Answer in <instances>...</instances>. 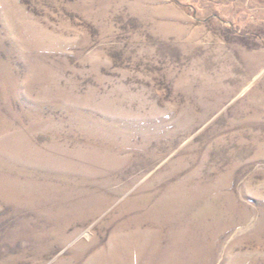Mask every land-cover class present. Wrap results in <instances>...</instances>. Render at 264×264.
<instances>
[{"label":"rangeland","instance_id":"obj_1","mask_svg":"<svg viewBox=\"0 0 264 264\" xmlns=\"http://www.w3.org/2000/svg\"><path fill=\"white\" fill-rule=\"evenodd\" d=\"M0 264H264V0H0Z\"/></svg>","mask_w":264,"mask_h":264}]
</instances>
